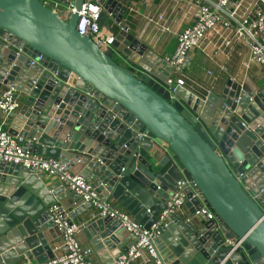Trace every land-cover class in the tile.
I'll return each instance as SVG.
<instances>
[{
  "label": "water",
  "instance_id": "obj_1",
  "mask_svg": "<svg viewBox=\"0 0 264 264\" xmlns=\"http://www.w3.org/2000/svg\"><path fill=\"white\" fill-rule=\"evenodd\" d=\"M49 1L75 12L64 21L41 0H0V93L13 86L25 97L9 115L16 119L9 133L24 151L83 177L101 201L146 230L176 183L191 182L199 199L185 203L189 215L178 211L158 225L160 264H264V96L256 85L227 78L206 98L172 87L171 67L128 33L116 1L100 0L99 27L107 13L115 17L105 51L75 30L83 0ZM55 204L74 215L91 208L41 171L0 162V264L55 257L50 245L61 232L48 213ZM202 205L214 220L195 215ZM76 239L89 241L102 264L135 241L109 218L92 221Z\"/></svg>",
  "mask_w": 264,
  "mask_h": 264
},
{
  "label": "built area",
  "instance_id": "obj_2",
  "mask_svg": "<svg viewBox=\"0 0 264 264\" xmlns=\"http://www.w3.org/2000/svg\"><path fill=\"white\" fill-rule=\"evenodd\" d=\"M113 1L125 8V14L132 12V8L122 3L124 0ZM41 2L50 6L54 13H61V19L64 21H68L70 15L75 12L73 6L61 7L49 0H41ZM246 2L247 0L189 1L188 4L196 8V17L190 26L176 34L175 50L171 56L165 58L172 71L166 84L172 87L181 86L174 82L176 74L181 72L190 51L199 49L208 37L212 39L217 37L220 45L224 48H231L239 42L244 44L248 49L245 68L257 64L264 76V0H254L248 7L245 5ZM245 7L247 9L242 11ZM102 11L104 8L100 0H83L78 11L75 30L80 35L89 38L99 49L105 51L111 48L114 38L99 27L98 20ZM116 14H120L119 10ZM124 15H122V19ZM107 18L115 20L113 13H107ZM161 22H163V16L159 14L156 17L155 25L158 30L165 32L167 28ZM221 70L225 71L226 69L222 67ZM207 74L211 75L209 72ZM171 92H174V88H171ZM19 96L20 92L13 86H8L0 93V116L7 118L11 113L20 109ZM170 98L175 99L173 96ZM4 124V121L0 123V162L18 165L25 169L39 170L47 177L54 178L64 188L76 194L80 198L82 206L90 205L92 220L109 218L135 238V241L130 243L126 251L120 254L113 264H135L141 258V253H144L152 264H160L156 257L154 244L159 235L158 225L164 223L169 215L180 211L187 201L199 199L191 182L183 178L176 183L175 191L167 199L165 208L159 214L157 222L146 230L126 212L115 207L111 200L101 201L98 194L91 189L83 177L66 171L58 160L24 151L23 140L11 135ZM140 136L147 138L146 133L140 134ZM187 190L191 192L190 199L187 198ZM48 213L53 225L61 232L62 243L58 248L59 256L42 264H93L91 261L92 250L83 248L76 239L77 233L81 230L71 221L73 211L70 212L69 209L55 204L49 207ZM195 215H202L206 220H214L215 217L204 205L195 212ZM22 264L38 263L28 256H23Z\"/></svg>",
  "mask_w": 264,
  "mask_h": 264
},
{
  "label": "crops",
  "instance_id": "obj_3",
  "mask_svg": "<svg viewBox=\"0 0 264 264\" xmlns=\"http://www.w3.org/2000/svg\"><path fill=\"white\" fill-rule=\"evenodd\" d=\"M189 1L192 0H124L122 3L132 8V12H128L123 16L122 23L128 28V33L141 42L146 47L147 51L167 58L171 56L175 50L176 34L187 26H190L196 17V8L189 5ZM253 1L254 0H247L245 5L248 7ZM247 7L243 8L242 11L247 9ZM159 14L163 16V22L161 23L167 28L165 32L158 30L155 25L156 17ZM112 21L114 20L107 19L104 23L103 29L107 34H111L109 30L113 28ZM247 56L248 49L240 42L234 44L231 48H224L220 45V41L217 37L214 39L208 37L199 49L190 51L185 65L181 72L176 74L174 82L175 84H180L189 89L197 96L206 98L210 93L217 94L220 91L221 85L227 78H231L235 81H242L245 78H249L264 96V76L257 64H252L248 68H245L244 64L247 60ZM120 63L127 67L125 61H121ZM24 66L23 64L21 68ZM222 67L226 70H221ZM28 71L29 70H27V72ZM208 72L211 74L210 76L207 74ZM19 99L21 106L20 109L15 112L17 114L23 107V102L25 100L24 95L20 93ZM69 116L70 111L67 114V117ZM15 120V118L10 116L7 118L0 116V123L4 121V126L8 130L12 128ZM25 120L26 118L20 125L17 124L18 131L23 130L22 127L25 125ZM50 120H52V118H50ZM112 203L115 207L119 208L116 203ZM69 211L71 212L73 209H69ZM91 211L92 210H87L77 215H71V221L80 228L79 230L82 231L94 221L90 217ZM179 213L187 217L189 215V209L183 206ZM130 242V240L127 241L126 246H128ZM61 243L62 239L60 236L53 241V245H50L53 246L55 257L60 254L58 248L61 246ZM79 244L83 248H90L92 250L91 261L93 264H102L100 257L97 256V253L93 250L89 241L79 239ZM26 256L35 262L32 256ZM22 263L23 257L20 258L18 264ZM135 264L145 263L140 258Z\"/></svg>",
  "mask_w": 264,
  "mask_h": 264
},
{
  "label": "rangeland",
  "instance_id": "obj_4",
  "mask_svg": "<svg viewBox=\"0 0 264 264\" xmlns=\"http://www.w3.org/2000/svg\"><path fill=\"white\" fill-rule=\"evenodd\" d=\"M114 58H115V60L118 61L119 63L121 62V61L117 58V56L114 55Z\"/></svg>",
  "mask_w": 264,
  "mask_h": 264
}]
</instances>
